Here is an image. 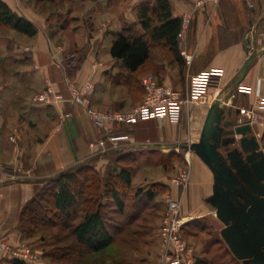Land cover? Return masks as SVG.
Instances as JSON below:
<instances>
[{
    "label": "crops",
    "instance_id": "crops-1",
    "mask_svg": "<svg viewBox=\"0 0 264 264\" xmlns=\"http://www.w3.org/2000/svg\"><path fill=\"white\" fill-rule=\"evenodd\" d=\"M1 1L28 19L37 32L28 37L0 26V162L10 168L0 184V242L10 248L24 244L19 216L38 184L83 163H93L104 172L112 156L119 163L117 167L110 163L117 173L121 162L128 163V187L142 182L167 186L171 196L180 199L186 220L212 216L220 221L209 201L213 173L190 146L201 142L209 109L221 99V107L247 111L239 112L238 122L249 120L264 150V0H218L203 6H196L194 0H168L173 16L181 22L187 18L182 47L177 53L153 47L142 77L152 75L176 91L203 85L208 100L184 107L177 121L162 117L116 124L112 132L125 138L117 148L103 151L90 147L106 135L89 120L84 107L65 101L44 105L31 97L49 81L66 99L68 80L83 82L92 75L94 109L124 111L138 102L142 88L125 82L126 72L108 49L115 32L136 23L135 7L141 0ZM180 50L191 56L190 63ZM255 53L230 93L248 54ZM63 115L67 117L58 127ZM223 119L228 118L223 115ZM228 137L217 140V151L224 157L234 148L223 145ZM125 156L128 159L122 161ZM184 168L189 178L181 188L172 184L170 176ZM3 249L0 264H11Z\"/></svg>",
    "mask_w": 264,
    "mask_h": 264
},
{
    "label": "rangeland",
    "instance_id": "rangeland-1",
    "mask_svg": "<svg viewBox=\"0 0 264 264\" xmlns=\"http://www.w3.org/2000/svg\"><path fill=\"white\" fill-rule=\"evenodd\" d=\"M39 92L32 95V101ZM27 101L25 100V103ZM89 107L94 109L91 104ZM62 120L60 118L58 127L62 125ZM9 140L14 142V137L9 136ZM114 158L117 159L113 156L110 158L104 172H99L100 170H97L93 163H89L85 168H80L82 173L78 175V183L84 176L94 179V171L99 176L98 195H100L107 228L113 236V242L106 250L98 254H89L83 245L75 241L72 226L82 216L83 206L80 203L70 210L69 218L55 210H49L51 214L46 216L45 221L38 220L37 225L30 228V236H22L24 244L10 248L4 242H0V247L4 248L3 250L11 259H13L11 256L13 252L29 250L28 259L23 262L25 264H159L161 228L166 209V198L171 196L170 190L167 186L158 187L151 182H142L136 187H126L117 177L116 169H112L110 163L114 162ZM123 158L122 161H126L128 156ZM116 159L113 164L115 167L119 164ZM121 163L123 167L130 169L127 166L128 163L127 165L124 162ZM182 170L188 171L185 168L180 171ZM179 172L170 176L171 180ZM148 180L151 181L152 178ZM107 182L119 192L118 198L123 203L122 211L109 197V190L105 187ZM44 185L38 184L34 195L38 191L41 192ZM145 191H150L154 195L151 200L148 199ZM45 210L48 209L45 208ZM184 221L181 237L193 249L194 263L199 260L198 264H249L233 256L220 235L223 224L216 218L209 216ZM42 222L45 223L44 226Z\"/></svg>",
    "mask_w": 264,
    "mask_h": 264
},
{
    "label": "trees",
    "instance_id": "trees-1",
    "mask_svg": "<svg viewBox=\"0 0 264 264\" xmlns=\"http://www.w3.org/2000/svg\"><path fill=\"white\" fill-rule=\"evenodd\" d=\"M135 15L136 23L127 24L120 31L115 32L108 49L110 57L118 62L122 71L126 72L125 82L130 87L134 86V89L136 86L142 88L141 99L132 106L141 102L144 97L141 77L150 61V50L160 46L168 47L177 53L178 33L181 29V18L173 16L168 0H141L135 7ZM0 26L11 28L28 37L34 36L37 32L28 19L14 13L1 0ZM87 165L83 163L73 169L61 171L52 179L42 183L45 184L43 190L38 191L21 209L19 216L21 237L30 236V228L37 225L38 220L45 221L46 216L51 214L49 210H55L69 218L70 210L80 203L83 206L82 216L72 226L75 241L83 245L89 254H98L111 245L113 236L107 228L103 215V207L98 195L97 172L93 170L94 179L84 176L78 183V175L82 173L80 168H85ZM117 177L126 187L130 185V172L126 167H122ZM105 185L106 190H109V197L122 211L123 203L118 198L119 192L108 182ZM145 194L150 200L154 196L150 191H145ZM198 263L199 260H196L194 264ZM11 264L25 263L11 259Z\"/></svg>",
    "mask_w": 264,
    "mask_h": 264
},
{
    "label": "water",
    "instance_id": "water-1",
    "mask_svg": "<svg viewBox=\"0 0 264 264\" xmlns=\"http://www.w3.org/2000/svg\"><path fill=\"white\" fill-rule=\"evenodd\" d=\"M256 55L248 54L230 93H234ZM220 100L209 109L201 142L190 148L213 173L209 201L224 225L220 235L229 250L240 261L264 264V150L252 134L249 120L239 123V109L221 107ZM221 136H229L224 146H234L226 157L217 151Z\"/></svg>",
    "mask_w": 264,
    "mask_h": 264
},
{
    "label": "built area",
    "instance_id": "built-area-1",
    "mask_svg": "<svg viewBox=\"0 0 264 264\" xmlns=\"http://www.w3.org/2000/svg\"><path fill=\"white\" fill-rule=\"evenodd\" d=\"M196 6H203L207 3H217L218 0H194ZM187 18L183 17L181 29L178 33V47H182ZM184 61L188 64L191 56L184 50H180ZM141 85L144 90V97L141 102L124 111H104L89 107L90 97L94 91L95 81L93 76L87 77L83 82L67 81L66 87L68 98L59 95L49 81H46L44 88L33 97V102L44 105H56L65 101L70 105H80L85 108L89 120L99 129L103 130L106 137L98 142L90 143V147H100L103 150L115 149L120 145V141L125 137L115 135L112 130L116 124H132L141 120L159 119L167 117L171 121H177L182 109L190 104L205 103L208 100L209 93L205 86L200 84H191L183 91H176L157 81L152 75H145L141 79ZM245 110H240L245 114ZM67 115H63L66 117ZM62 117V119H63ZM13 140L12 137H10ZM9 167L0 162V184L5 180V174ZM189 173L182 170L174 177L171 182L175 186L184 188L187 185ZM180 199L167 196L166 209L163 216L161 228V259L159 264H194L193 249L189 247L181 237L184 218L180 215ZM29 250L23 249L21 252H13L12 258L21 262L28 259Z\"/></svg>",
    "mask_w": 264,
    "mask_h": 264
}]
</instances>
